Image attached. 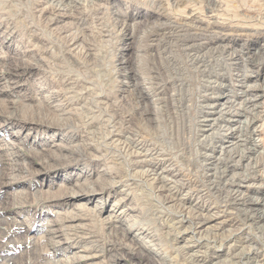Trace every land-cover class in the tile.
I'll use <instances>...</instances> for the list:
<instances>
[{
    "label": "rangeland",
    "instance_id": "374dc122",
    "mask_svg": "<svg viewBox=\"0 0 264 264\" xmlns=\"http://www.w3.org/2000/svg\"><path fill=\"white\" fill-rule=\"evenodd\" d=\"M76 1L73 8H63L60 0H0V264L10 258L7 264H63L73 256L74 263L65 264H158L159 259L160 264H264L259 232L263 227L249 220L252 212L233 205L230 189L237 185V199L252 207L264 200V57L259 56L264 46V0ZM50 19L52 25L47 23ZM179 32L195 36L194 43L209 50L229 47L224 73L230 83L222 88L232 102L221 109L222 117L212 108L201 109L197 99L202 66L174 74L178 57L169 35ZM207 49L201 53L211 59V67L219 65ZM76 78L87 91L73 95ZM171 78H177V85ZM180 78L183 94L177 91ZM259 94L262 98L251 104L260 113L249 130L257 131L251 137L257 152H245L242 159L243 149L227 143L228 137L232 134L234 143L240 139L242 115L250 106L243 101ZM253 114L246 115L248 122L255 120ZM212 118L219 119L213 128ZM214 130L221 135L213 144L233 149L220 156L224 162L218 165L216 179L207 177L212 167L208 164L214 161L201 157L210 154L211 147L210 140L202 138L211 137ZM119 142L128 154L143 150L151 162L136 169L127 166L123 162L129 161L128 154L114 148ZM217 156L216 151L213 157ZM159 175L166 178V191L152 180ZM89 190L95 194H86ZM170 193L174 204L166 201ZM197 212L214 216L198 224L191 217ZM258 212L264 214V209ZM106 219H111V226L101 223ZM175 221L179 235L170 229ZM208 226L219 229L207 228L206 235ZM196 227L206 237L192 240ZM51 228L56 238L47 249L43 235ZM214 235L219 243L212 245L208 242Z\"/></svg>",
    "mask_w": 264,
    "mask_h": 264
},
{
    "label": "bare ground",
    "instance_id": "6f19581e",
    "mask_svg": "<svg viewBox=\"0 0 264 264\" xmlns=\"http://www.w3.org/2000/svg\"><path fill=\"white\" fill-rule=\"evenodd\" d=\"M76 2H78V1H76V0H60V3H61V5L63 6V8L64 7H70L71 5H72V7H70V8H73V5L76 3ZM67 3H68V5H67ZM180 4V3H179ZM66 5V6H65ZM75 5H78V4H75ZM168 5V4H167ZM161 6V5H160ZM59 7V6H58ZM185 7V6H184ZM69 8V9H70ZM162 8V7H161ZM164 8V7H163ZM173 8V7H172ZM180 7L178 6V8H177V10L179 9ZM227 8V7H226ZM67 9V8H66ZM76 9H78V8H76ZM98 9V8H97ZM168 9V8H167ZM176 9V8H175ZM59 10V9H58ZM173 10V9H172ZM182 12V11H181ZM168 14V13H167ZM116 15L118 16V17H121L122 16V14H120V12L117 14L116 13ZM171 15V14H170ZM119 21V20H118ZM179 21V20H178ZM178 21H177V23H178ZM48 25H52L53 23H54V19H50L48 22ZM170 24V23H169ZM183 24V23H182ZM180 25V24H179ZM187 25V24H186ZM190 25V24H189ZM171 27V26H170ZM173 27V26H172ZM176 27V26H175ZM183 25H180V30L182 31L183 30ZM163 29V28H162ZM165 29V28H164ZM168 29V28H167ZM173 29V28H172ZM191 29V28H190ZM192 29H193V27H192ZM170 30V29H169ZM176 30V29H175ZM199 30V29H198ZM194 31V30H193ZM200 31V30H199ZM77 32V31H76ZM177 32V31H176ZM175 32V33H176ZM178 33V32H177ZM196 33V32H195ZM194 33V34H195ZM78 34V33H77ZM193 34V33H192ZM159 35V34H158ZM170 37H171V39L172 40H174V48H175V54H174V57H176V59H177V57H178V60L180 59V58H183L184 59V61H178V60H175V66H174V68H173V70H174V74H176V73H179V72H185L186 71V73H187V71H189V69H190V71H191V69H196V70H200V66H202L203 67V70L202 71H200V73H202L203 74V77H202V83H201V85L199 86V89H198V87H197V91H198V97H197V99L198 100H200V104H201V109H211L212 108V110L214 111V110H216L217 111V113H215V114H218V115H221V117L223 116V114H221L220 112H222V108L223 107H225L227 104H228V102H232V101H229V99H226V96H225V91H224V88H222V87H224L225 85H226V83L228 84V82H229V80H230V78H227V79H225V73H224V71L226 70V68H227V63H229V62H227V59H226V56H225V53H226V48H229V47H226V46H216V47H214L213 46V48L212 49H207V48H205V46L203 45V43L202 44H200L199 42L198 43H194V38H195V36H193V35H185V34H182V32L180 33L179 32V34H170L169 35ZM214 36V35H213ZM211 37V36H210ZM263 37V36H262ZM189 38H191V39H193V40H191L190 42H186V40L187 39H189ZM77 39H75V40H73V42L71 43V45L73 44H75V41H76ZM78 41V40H77ZM171 41V40H170ZM221 41H223V40H221ZM220 42V41H219ZM225 43V42H224ZM171 44V43H170ZM217 44V43H216ZM214 45V44H213ZM166 46V45H165ZM210 46V45H209ZM228 46V45H227ZM74 49V48H73ZM170 49V48H169ZM169 49H168V51H169ZM205 49H207L208 51H209V53L211 54V56L213 55V56H216L217 58H218V60H217V64H219V65H215V67H211V65H210V61H211V59L209 60V61H207V56H205V54H202L201 52L203 51V50H205ZM146 50V49H145ZM172 50V49H171ZM229 52V51H228ZM240 52V51H239ZM169 52H167V54H168ZM171 53V52H170ZM169 53V54H170ZM262 56V57H264V46H262L261 48H260V54H259V56ZM173 56V55H172ZM212 56V57H213ZM243 57V56H242ZM215 58V57H214ZM174 59V58H173ZM241 59V58H240ZM244 59V58H243ZM215 60V61H216ZM260 60V59H259ZM246 61V60H245ZM263 61V60H262ZM123 62V61H122ZM125 62V61H124ZM243 62V61H242ZM255 62H257V61H255ZM255 62L254 63H252V64H255ZM76 63V62H75ZM127 63V62H126ZM124 64V63H123ZM213 64H215V63H213ZM258 64V63H257ZM242 65V64H241ZM182 66V67H181ZM233 66V65H232ZM244 66V65H243ZM243 66H241V68L243 67ZM256 66V65H255ZM80 67V66H79ZM134 67V66H133ZM189 67V68H188ZM215 68H218V71H216L215 70ZM195 70V71H196ZM243 70V69H242ZM241 70V71H242ZM239 71V70H238ZM183 72V73H184ZM194 72V71H193ZM171 73V72H170ZM198 73V72H197ZM237 73V72H236ZM172 74H173V72H172ZM173 74V75H174ZM189 74V73H188ZM191 75V74H190ZM196 75V74H195ZM230 75V74H229ZM240 75V74H239ZM168 76V75H167ZM177 76V75H176ZM243 76V75H242ZM256 76V75H255ZM76 77H78V75L76 76ZM172 77V76H171ZM180 77H181V75H180ZM197 77V76H196ZM258 77V76H257ZM69 78V77H68ZM195 78V77H194ZM237 78V77H236ZM256 78V77H255ZM71 79V78H70ZM77 80H75V81H73L74 82V86L75 87H72V89L71 90H75L76 92H74V93H71V94H73V95H75L76 93H78L79 94V92H81L82 90H84V92L85 91H87V88H84V87H82V86H80L79 85V81H78V79L79 78H76ZM159 79V78H158ZM174 79V78H173ZM173 79L171 78V83L173 84V82L177 79H175L174 81H173ZM181 79L182 78H180V80H179V82L178 83H180L179 85H178V87H177V91L179 92V94H181L182 93V91L181 90H183L184 88V82H182L181 81ZM185 79V78H184ZM188 79V77L186 78V80ZM190 79V78H189ZM193 79V78H192ZM197 79V78H196ZM241 79H243V77L241 78ZM71 80H73V78L71 79ZM151 80H152V78H151ZM167 80H169V79H167ZM191 80V79H190ZM189 80V81H190ZM199 80V79H198ZM240 80V79H239ZM244 80L246 81L247 79L244 77ZM68 81V80H67ZM153 81H155V80H153ZM163 81V80H162ZM185 81V80H184ZM193 81V80H192ZM238 81V80H237ZM69 82V81H68ZM73 82H71L70 81V83H72L73 84ZM195 82V81H194ZM196 82H198V81H196ZM240 82V81H239ZM177 82H174V85L176 84ZM230 83V82H229ZM152 84V83H151ZM66 85V84H65ZM177 85V84H176ZM68 86H70V85H68ZM186 86V85H185ZM230 86V85H229ZM63 87V86H62ZM179 87H182L181 89H179ZM80 88V89H79ZM175 88V87H174ZM248 88V87H247ZM63 91H66V90H69L68 88H63L62 89ZM186 90V89H185ZM189 91L191 90L190 88L188 89ZM260 90V89H259ZM194 91V90H193ZM181 92V93H180ZM70 93V92H69ZM82 93V92H81ZM89 93V92H88ZM185 93V92H184ZM189 93V92H188ZM77 94V95H78ZM183 94V93H182ZM186 94V93H185ZM57 95V94H56ZM92 94L90 93V96H91ZM178 95V94H177ZM189 95H191V94H189ZM188 95V97H190ZM52 96V95H51ZM79 96H81V95H79ZM78 96V97H79ZM179 96V95H178ZM181 96V95H180ZM179 96V97H180ZM246 96H248V94L246 95ZM262 96H263V94H262ZM262 96L259 94V95H257V96H253V98L252 97H249V99H244V101H243V104H244V106L246 107V106H248V105H250L248 108H244L245 109V111L243 112L244 114L242 115L244 118H245V125H244V127L242 128V129H240L239 130V137H240V139L238 138V140H237V142H235L234 143V140H236V138L235 137H233L232 136V134H230V137H228V139H229V141H227V143L229 142V143H231V145L232 146H236L237 145V147H240V148H242L243 149V153H241L242 151H240V153L242 154V155H240L241 157L240 158H244L245 157V152H246V154H248V153H252V154H255L256 152H257V148H258V146L256 145V144H254V142L252 141V134L254 133V132H257L256 130H255V128L253 129V131H249L250 130V125L253 123V121H256L257 120V116L259 115L258 114V112L259 111H257V109H259V107L258 106H253L251 103L253 102V100L255 99V98H258V100H260L261 98H262ZM78 97H77V100H78ZM182 97V96H181ZM187 97V98H188ZM264 97V96H263ZM74 98V97H73ZM161 98V97H160ZM219 98V99H218ZM80 99V98H79ZM85 99H87V98H85ZM89 99H90V97H89ZM95 99V98H94ZM195 99V98H194ZM220 99H223V101H222V104L220 105L221 107H220V109L219 108H216V106H218L217 105V101H219ZM253 99V100H252ZM84 100V99H83ZM88 100V99H87ZM190 100V99H189ZM81 101V100H80ZM85 101V100H84ZM83 101V102H84ZM89 101V100H88ZM87 101V102H88ZM97 101V100H96ZM96 101H95V103H96ZM191 101V100H190ZM190 101H189V103H190ZM83 102H80V104L81 103H83ZM187 102V101H186ZM196 102H198V101H196ZM86 103V102H85ZM85 103H84V105H85ZM99 103V102H98ZM92 104V103H91ZM104 104H106V103H104ZM94 105V103L92 104V106ZM96 105V104H95ZM94 105V107H96ZM103 105V104H102ZM102 105H100V106H102ZM180 105V104H179ZM187 105V104H186ZM99 106V105H98ZM243 106V105H242ZM85 107V106H84ZM80 108V107H79ZM230 108V107H229ZM241 108V107H240ZM84 109H86V108H84ZM87 109H89L88 107H87ZM95 109V108H94ZM101 109V108H100ZM188 109V108H187ZM104 110V109H103ZM110 110V109H109ZM219 110V111H218ZM229 110V109H228ZM94 111V110H93ZM101 111V110H100ZM205 111V110H204ZM254 111V117H253V119H255V120H252L251 121V119L249 120V122L247 121L248 120V118H247V114H252V112ZM85 112V111H84ZM197 112V111H196ZM199 112V111H198ZM197 112V113H198ZM200 112H201V110H200ZM229 112V111H228ZM86 113V112H85ZM84 113V115H86ZM260 113V112H259ZM116 114V113H115ZM79 115V114H78ZM108 115V114H107ZM118 115H116V117H117ZM208 116V115H207ZM246 116V117H245ZM82 117V116H81ZM201 117V116H200ZM204 120H205V118L204 117H202ZM192 119V118H191ZM195 119V118H194ZM193 119V123H196V122H194V121H196V120H194ZM213 119V118H212ZM81 120V119H80ZM97 120V119H96ZM124 120V119H123ZM128 120V119H127ZM130 120V119H129ZM203 120V121H204ZM131 121V120H130ZM219 121V119L218 118H215V119H213V123H212V125H209V127H212L213 128V126L217 123ZM62 122V121H61ZM88 122V121H87ZM91 123H92V121H90ZM124 122V121H123ZM126 122V121H125ZM128 122V121H127ZM200 122V121H199ZM198 122V123H199ZM202 122V121H201ZM102 123V122H101ZM204 123V122H203ZM88 124V123H87ZM109 124H111V123H109ZM113 124V123H112ZM192 124V123H191ZM190 124V125H191ZM99 125V124H98ZM189 125V124H188ZM205 125V124H204ZM56 126H57V124H56ZM90 126V125H89ZM101 126V125H100ZM103 126V125H102ZM101 126V127H102ZM107 126V125H106ZM115 126V125H114ZM120 126V125H119ZM122 126V125H121ZM195 126V125H194ZM218 126V125H217ZM85 127V126H84ZM91 127V126H90ZM96 127V126H95ZM99 126H97V128H98ZM103 127H105V126H103ZM109 127V126H108ZM202 127H204V126H202ZM57 128H58V126H57ZM125 128V127H124ZM190 128V127H189ZM198 128V127H197ZM219 128H221V127H219ZM260 128V127H259ZM112 129V128H111ZM110 129V130H111ZM191 129V128H190ZM209 129V128H208ZM88 130H90V129H88ZM93 130V129H92ZM98 130H99V128H98ZM104 130V129H103ZM105 130H106V128H105ZM108 130H109V128H108ZM109 130V131H110ZM189 130V129H188ZM212 130V129H211ZM96 131V130H95ZM102 131V130H101ZM100 131V132H101ZM107 131V130H106ZM125 131V130H124ZM215 132L213 133V134H211V137H208V136H206L205 138L203 137L202 139L204 140V142L205 141H207V139H208V141L210 140V144H211V147L209 148V153L210 154H206V152H204V153H202V158H203V160L204 161H208V160H212V161H214V162H212V163H209L208 165L209 166H212L209 170L211 171V174H209V175H207V177L208 176H213V179H216L217 177H215V175L217 174V173H219L218 172V169L220 168L218 165L219 164H221V162L224 160V158L223 159H221V157L220 156H224V157H226V155H228L229 153H231L232 152V150L231 149H227L226 148V146H224L223 145V143H221L218 147L217 146H215L213 143L215 142V140L216 139H218L219 137H220V135H221V133H219V131L220 130H218V132H216V130H214ZM99 132V134H101ZM189 132V131H188ZM93 133H95V132H93ZM104 133V132H103ZM116 133V132H115ZM140 133V132H139ZM105 134V133H104ZM103 134V135H104ZM110 135V132L108 133V131H107V134H106V137H107V135ZM113 134V133H112ZM119 134V133H118ZM117 134V135H118ZM138 134V133H137ZM189 134H190V132H189ZM54 135H57V133H56V131L54 132ZM99 136H100V138H99ZM98 136V138L99 139H101L103 136L102 135H99ZM102 136V137H101ZM145 136V135H144ZM188 136H191V134L190 135H188ZM195 136H197V135H195ZM88 137V136H87ZM97 136H95V138H96ZM105 137V136H104ZM103 137V138H104ZM116 137V136H115ZM193 137V136H192ZM102 138V139H103ZM108 138V137H107ZM106 138V139H107ZM189 138V137H188ZM108 139H110V140H112V138H108ZM126 139V138H125ZM145 139V138H144ZM178 139V138H177ZM118 140V139H117ZM202 140V141H203ZM231 140V141H230ZM102 141V140H101ZM101 141H99V145H100V142ZM200 141V140H199ZM207 141V142H208ZM112 142H113V140H112ZM105 143V142H104ZM216 143H220V140L219 141H217ZM215 143V144H216ZM97 144V143H96ZM102 144V143H101ZM120 144H123V143H121V142H119V144L118 145H116V144H114L116 147H114V148H117V149H119V150H121V151H123L124 153H127L128 154V152L126 151V150H124V144H123V146L122 147H120ZM198 144H199V142H198ZM206 144V143H205ZM107 145V144H106ZM128 145H130V144H128ZM139 145V144H138ZM208 145V144H207ZM217 145V144H216ZM101 146H105V144L104 145H101ZM199 146V145H198ZM203 146H204V144H203ZM112 147V148H113ZM228 147V146H227ZM56 148L57 149H61L60 148V146L58 147V146H56ZM108 148H109V146H108ZM129 148V147H128ZM88 149V148H87ZM116 149V150H117ZM130 149V148H129ZM114 150V149H113ZM135 150V149H134ZM202 150L203 151H206V148H202ZM218 152V156L217 157H213L214 155H215V152ZM52 152V151H51ZM149 152V151H148ZM121 153V152H120ZM142 153H144V151L143 150H135V151H132V152H130V154H128L127 156H129V161H126V162H123V163H125L127 166H130V165H132V167H134V166H136V165H138V166H140V165H145V164H148V163H150L151 161H148V160H146V155H142ZM198 153V152H197ZM201 153V152H200ZM114 154V153H113ZM117 154V153H116ZM156 154V153H155ZM164 154H165V151H164ZM161 155V154H160ZM170 155V154H169ZM201 155V154H200ZM199 155V156H200ZM260 155V154H259ZM258 155V156H259ZM114 156H115V154H114ZM156 156V155H155ZM171 156V155H170ZM195 156H197V155H195ZM230 156V155H229ZM239 156V155H238ZM116 157V156H115ZM118 157V156H117ZM116 157V158H117ZM120 157V156H119ZM164 157V156H163ZM166 157V156H165ZM114 158V157H113ZM123 158V157H122ZM122 158H121V160H122ZM126 158V157H125ZM160 158V157H159ZM170 158V157H169ZM239 158V159H240ZM261 158V157H260ZM115 159V158H114ZM161 159V158H160ZM163 159V158H162ZM214 159V160H213ZM245 159V158H244ZM258 159V158H257ZM124 160V159H123ZM168 160V159H167ZM173 160V159H172ZM182 160V159H181ZM227 160H229V159H227ZM227 160H225V161H227ZM117 161V160H116ZM112 162V161H111ZM162 162V161H161ZM164 162H165V160H164ZM202 162V161H201ZM224 162V161H223ZM222 162V163H223ZM237 162H239V161H237ZM117 163H118V161H117ZM194 163H195V161H194ZM194 163H193V165H194ZM198 163H199V161H198ZM203 163V162H202ZM226 163H228V162H226ZM164 164V163H163ZM204 164V163H203ZM203 164H202V166H203ZM229 164V163H228ZM259 164L261 165L262 163H260L259 162ZM119 165H122L123 166V164L121 163V164H119ZM115 166H117V165H115ZM146 166V165H145ZM174 166V165H173ZM192 166V165H191ZM247 166V165H246ZM149 167H150V165H149ZM176 167V166H175ZM195 167H197V166H195ZM205 167V166H204ZM219 167V168H218ZM225 167V169H228V167L227 166H224ZM230 167V166H229ZM122 168V167H121ZM127 168V167H126ZM135 168V167H134ZM168 168V167H167ZM231 168V167H230ZM128 169V168H127ZM136 169V168H135ZM174 169V168H173ZM199 169V168H198ZM208 170V169H207ZM222 170V169H221ZM14 171V170H13ZM204 171V170H203ZM225 171V170H224ZM247 170H245L244 172H246ZM249 171V170H248ZM196 172V171H195ZM194 172V173H195ZM199 172V171H198ZM254 172V171H253ZM224 173V172H223ZM203 174H205V173H203ZM208 174V173H207ZM238 174V173H237ZM243 174V173H242ZM133 175V174H132ZM160 175H162V174H160ZM160 175H159V177L157 176L156 178H154V179H152L153 180V182H154V184H159L160 186V190H164V191H166V178H165V176H162V177H160ZM164 175H166V174H164ZM197 175V174H196ZM221 175V174H220ZM226 175V174H225ZM228 175V174H227ZM171 176V175H170ZM204 176V175H203ZM232 176V175H231ZM230 176V177H231ZM236 176V175H235ZM249 176V175H248ZM248 176H246L245 177V181L247 182L248 181ZM134 177V176H133ZM142 177H144V178H146V173H142ZM197 177H199V176H197ZM202 177V176H201ZM206 177V178H207ZM234 177V176H233ZM254 176H252V178H253ZM128 178H130L129 176H128ZM203 178V177H202ZM229 178V177H228ZM251 178V177H250ZM205 179V178H204ZM212 179V178H211ZM230 179V178H229ZM232 179V178H231ZM230 179V180H231ZM147 180V179H146ZM151 180V181H152ZM174 180V179H173ZM176 180V179H175ZM243 180V181H244ZM253 180V179H252ZM143 181V180H142ZM197 181V180H196ZM214 181V180H213ZM212 181V182H213ZM217 181V180H216ZM220 181H223V180H220ZM233 181V180H232ZM231 181V182H232ZM175 182V181H174ZM173 182V183H174ZM203 182V181H202ZM177 182H175V184H176ZM189 183V182H188ZM200 183V182H199ZM199 183H197V184H199ZM209 183V182H208ZM213 183H215V185H216V187H218V183H216L215 181L213 182ZM212 183V184H213ZM135 184V183H134ZM183 184V183H182ZM221 184V183H220ZM195 185V184H194ZM205 185V184H204ZM203 185V186H204ZM223 185V184H222ZM197 186V185H196ZM224 186V185H223ZM230 186V185H229ZM237 186V185H236ZM236 186H230V189L232 190V198L234 197V199H233V201H234V203H233V205H235V206H242V209L243 210H241L242 212H246V213H249V212H252L253 214H250V221H252V220H254L255 222H253L254 224H255V226L256 225H258V224H261V226L260 227H263V228H259V232L261 233V236L263 237L262 238V241L264 242V214L263 213H261L260 215H259V210L261 209V210H263L264 209V200L263 201H261L260 203H259V205H256V206H251V205H249V203L251 204V202H248L247 200H244V201H242L241 199H237V196H236V194H238L240 191H239V188L238 187H236ZM156 187V186H155ZM200 187V186H199ZM211 187V186H210ZM216 187H214V188H216ZM151 188H152V186H151ZM158 188V187H157ZM195 188V187H194ZM204 188V187H203ZM220 188H222V187H220ZM198 189V188H197ZM200 189V188H199ZM228 189V188H227ZM157 190H159V189H157ZM196 190V189H195ZM202 190V189H201ZM229 190V189H228ZM86 191V190H85ZM68 192V191H67ZM161 192V191H160ZM95 194L94 193V190L93 191H91V190H89V192H86V194ZM167 193V192H166ZM210 193V192H209ZM215 193V192H214ZM225 193H227V192H225ZM229 193V192H228ZM69 194V193H68ZM171 194V193H170ZM217 194V193H216ZM66 195V194H65ZM73 195V194H72ZM158 195V194H157ZM160 195V194H159ZM169 195V194H168ZM215 195V194H214ZM228 195V194H227ZM67 196V195H66ZM213 196V195H212ZM222 196V195H221ZM246 196V195H245ZM63 197V196H62ZM163 197V196H162ZM224 197H225V195H224ZM216 198V197H215ZM219 199V198H218ZM225 200H226V198H224ZM237 199V200H236ZM260 199V198H259ZM175 196L174 195H172L171 194V197H169V198H167L166 199V201H168V202H170V203H175ZM179 200V199H178ZM163 201V200H162ZM257 202L259 201V200H256ZM227 202V201H226ZM255 202V201H254ZM231 203V204H232ZM162 204V203H161ZM167 204V203H166ZM230 204V203H229ZM257 204V203H256ZM223 205V204H222ZM162 206H165V205H162ZM175 206V205H174ZM173 206V207H174ZM177 206V205H176ZM181 206V205H180ZM179 208V207H178ZM182 208V207H181ZM163 209V208H162ZM175 209V208H174ZM190 209V208H189ZM191 210H193V209H191ZM199 210V209H198ZM202 210V209H201ZM239 210V211H240ZM159 211H161V210H159ZM173 211V210H172ZM203 211V210H202ZM156 212H158V211H156ZM182 212V211H181ZM184 212V211H183ZM182 212V213H183ZM186 212V211H185ZM193 212V211H192ZM192 212H189L191 215H192ZM242 212H239V216L240 217H244V220H245V218L247 219V216L245 215V214H242ZM166 213V212H165ZM170 213V212H169ZM176 212H174V214H175ZM180 213V212H179ZM206 213V212H205ZM157 214V213H156ZM159 214H161V213H159ZM194 214H195V212H194ZM193 214V215H194ZM197 215H195V216H191L194 220H197L199 223L198 224H202V223H204V224H207L206 223V221H208L209 219H210V217L211 216H214L213 214H209V213H206V214H204V213H202V212H197L196 213ZM158 215V214H157ZM170 215H172V214H170ZM176 215V214H175ZM187 215V214H186ZM256 215V216H255ZM159 216V215H158ZM169 216V215H168ZM178 216V215H177ZM177 216H175V217H177ZM184 216V215H183ZM182 216V217H183ZM238 216V215H237ZM161 217H162V215H161ZM170 217V216H169ZM173 217V216H172ZM179 217V216H178ZM218 217V216H217ZM130 218V217H129ZM249 218V217H248ZM160 219V218H159ZM165 219V218H164ZM169 219V218H168ZM173 219V218H172ZM176 219V218H175ZM192 219V220H193ZM156 220H157V218H156ZM163 220V219H162ZM161 220V221H162ZM167 220V219H166ZM191 221V220H190ZM213 221V220H212ZM170 222V221H169ZM174 222V221H173ZM176 222V221H175ZM179 222V221H178ZM244 222V221H243ZM101 223H104L105 225H108L109 224V226H111L112 225V223H111V219H106V220H104V221H101ZM193 223V222H192ZM197 223V222H196ZM195 223V224H196ZM163 224V223H162ZM176 224H177V222L176 223H173V225L172 226H170L171 228V231H172V233H175V235H179L180 233H179V231H177V229H178V227H176ZM222 225H223V223H221ZM221 224H219V226H221ZM252 224V223H251ZM165 225V224H164ZM164 225H162V226H164ZM188 225V224H187ZM216 225V224H215ZM244 225V224H243ZM169 226V225H168ZM219 226H208V227H205V229H206V231H216V230H218L219 229ZM246 226V225H245ZM188 227V226H187ZM201 227H203V226H201ZM251 227V226H250ZM70 228H72V227H70ZM181 228H182V225H181ZM200 228V227H199ZM198 227H196L195 229H193V233L191 232V239L193 240V238H195V236H197V239H201V237L202 236H204V237H206V235H208L210 232L208 231V233L206 234V235H202L201 234V231H200V229H199ZM207 228H208V230H207ZM248 228V227H247ZM186 229V228H185ZM191 229V228H190ZM169 230V229H168ZM238 230V229H237ZM75 231V230H74ZM184 231V230H183ZM188 231V230H187ZM187 231H186V234H187ZM223 232V231H222ZM55 231L51 228V229H49V231L47 232V234H45V235H43V237L45 238V241L44 242H46L45 243V247H46V244H48V243H51V244H54L55 242H54V239L56 238V235H55ZM185 233V232H184ZM215 233V232H214ZM141 234V233H140ZM181 234H182V231H181ZM205 234V233H204ZM215 234H217V233H215ZM241 234V233H240ZM89 235V234H88ZM174 235V236H175ZM211 236H212V234H210ZM85 237V236H84ZM227 237V236H226ZM189 238V237H188ZM259 238V237H258ZM257 238V239H258ZM211 239H213V238H211ZM238 239V238H237ZM240 239V238H239ZM260 239V238H259ZM44 240V239H43ZM222 241H223V239H222ZM256 241V240H255ZM260 241H261V239H260ZM95 242V241H94ZM254 242V241H253ZM257 242V241H256ZM256 242H254V244L256 243ZM259 242V241H258ZM93 243V242H92ZM208 243H212V245H214V244H218L219 243V240L217 241L216 240V237H215V235H214V240L213 241H211V242H208ZM251 243V242H250ZM168 244V243H167ZM259 244V243H258ZM211 245V244H210ZM260 245V244H259ZM112 247V246H111ZM182 247V246H181ZM181 247H179V248H181ZM211 247V246H210ZM252 247V246H251ZM254 247V246H253ZM47 248V247H46ZM48 249V248H47ZM114 249V248H113ZM206 249H208V248H206ZM175 250V249H174ZM183 250V249H182ZM47 251V250H46ZM113 251H115V253H117L116 252V250L114 249ZM177 251V250H176ZM186 251V250H185ZM262 251V250H261ZM264 251V250H263ZM54 252V251H53ZM243 252V251H242ZM56 253V252H55ZM63 254H66V255H68L67 254V252H65V253H63ZM178 254H180L179 252H178ZM187 254V253H186ZM190 254V253H189ZM189 254H187V255H189ZM55 255V254H54ZM115 255V254H114ZM186 255V256H187ZM111 256H113L112 254H111ZM182 256V255H181ZM192 257V256H191ZM195 257H196V255H195ZM160 258V257H159ZM179 258V257H178ZM185 258V257H184ZM11 259L12 258H10V259H5V264H7L8 263V261H11ZM172 259V258H171ZM176 259V258H175ZM186 259V258H185ZM189 259V258H188ZM240 259V258H239ZM74 260H75V256H73V257H67V259H66V261H65V263H74ZM167 260V259H166ZM163 261L162 259H159L158 261L156 260V262L158 263V264H160L161 262ZM196 261V260H195ZM7 262V263H6ZM160 262V263H159ZM167 262V261H166ZM187 262V261H186ZM18 263V262H17ZM65 263H63V264H65ZM237 263V262H236Z\"/></svg>",
    "mask_w": 264,
    "mask_h": 264
}]
</instances>
